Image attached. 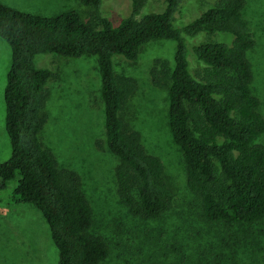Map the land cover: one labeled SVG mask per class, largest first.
I'll return each mask as SVG.
<instances>
[{
    "label": "trees",
    "instance_id": "trees-1",
    "mask_svg": "<svg viewBox=\"0 0 264 264\" xmlns=\"http://www.w3.org/2000/svg\"><path fill=\"white\" fill-rule=\"evenodd\" d=\"M103 1L79 0L97 23L84 21L77 10L45 17L0 2V38L11 53L3 93L10 152L0 162V194L5 191L14 205H30L40 213L56 264L108 259L106 240L91 232L94 210L79 174L61 167L41 138L47 85L59 76L38 67L37 57L92 56L118 199L141 220H158L170 211L175 196L163 162L122 117L136 83L116 74L114 59L135 62L149 43L171 41L173 67H154L150 76L154 87L167 89L169 133L180 151L186 187L198 200L203 221L228 233L222 245L233 247L228 243L233 229L247 227L251 237L243 240L254 242L249 254H264V231L254 228L264 225V145L257 142L264 136V115L253 63L256 16L250 0H214L191 18L182 13L190 0H161L159 12L147 11L150 0H129L127 14L116 25L104 15ZM241 244L235 239L234 246ZM203 259L225 264L220 258Z\"/></svg>",
    "mask_w": 264,
    "mask_h": 264
},
{
    "label": "rangeland",
    "instance_id": "rangeland-1",
    "mask_svg": "<svg viewBox=\"0 0 264 264\" xmlns=\"http://www.w3.org/2000/svg\"><path fill=\"white\" fill-rule=\"evenodd\" d=\"M0 2L45 17L77 10L84 21L96 22L91 9L81 5L79 0ZM213 2L190 0L183 5L182 13L188 18L194 17ZM250 3V13L256 16L257 48L253 63L258 68L257 93L263 103L264 115V0H250ZM128 8L129 0H104L102 11L116 25L127 14ZM162 8L161 0H150L147 11L159 12ZM174 52L173 42L156 41L144 46L135 62L114 59L116 74L130 77L136 83L134 93L123 108L122 117L140 132L146 150L161 159L165 180L175 196L173 208L162 218H135L116 195L113 177L115 159L104 144L101 84L95 57H37L38 67H48L59 76L47 85V101L43 108L46 122L41 133L44 146L56 156L61 167L79 174L82 190L94 210L91 232L102 236L110 249V255L103 264H190L197 260L206 264L210 260L203 259L205 257L212 258L211 261L220 258L225 264H254V261L255 264H264V254H249L254 242L247 245L243 240L251 237L252 232L246 231L247 227L233 229L236 234L228 241L233 247L222 245L223 236L228 233L203 221L198 200L186 187L180 151L169 133L167 89L154 87L150 76L154 67L160 69L167 64L169 69L172 68ZM10 63V49L0 38V162L10 152L4 128L3 101ZM257 142L264 145V136L259 137ZM254 228L255 231H264V225ZM235 239L242 240V244L234 246ZM246 241L249 243V240ZM55 255L47 225L40 213L30 205H14L9 201L8 193L2 192L0 264H56Z\"/></svg>",
    "mask_w": 264,
    "mask_h": 264
}]
</instances>
